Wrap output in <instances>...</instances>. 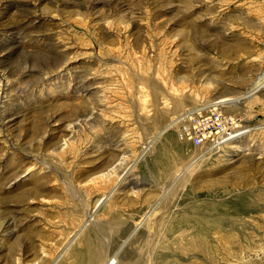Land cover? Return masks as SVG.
<instances>
[{"label": "rangeland", "instance_id": "obj_1", "mask_svg": "<svg viewBox=\"0 0 264 264\" xmlns=\"http://www.w3.org/2000/svg\"><path fill=\"white\" fill-rule=\"evenodd\" d=\"M262 81L264 0H0V264H264Z\"/></svg>", "mask_w": 264, "mask_h": 264}, {"label": "built area", "instance_id": "obj_2", "mask_svg": "<svg viewBox=\"0 0 264 264\" xmlns=\"http://www.w3.org/2000/svg\"><path fill=\"white\" fill-rule=\"evenodd\" d=\"M192 122L179 135L186 141L196 146H209L212 148H221L226 142L231 140L234 119L220 112L215 108L208 114L190 117ZM234 139V138H232Z\"/></svg>", "mask_w": 264, "mask_h": 264}, {"label": "bare ground", "instance_id": "obj_3", "mask_svg": "<svg viewBox=\"0 0 264 264\" xmlns=\"http://www.w3.org/2000/svg\"><path fill=\"white\" fill-rule=\"evenodd\" d=\"M262 84H264V81H262V83L259 85V86H261ZM255 89H256V87H255ZM259 91V90H258ZM253 93V92H252ZM251 93V94H252ZM250 94V95H251ZM249 95V94H248ZM247 96V94L246 95H244V96H240V97H230V98H224V99H220L219 101H217V102H215V104H216V106H220V105H223V104H226V103H230V102H233V101H242V100H244V99H246V98H248V97H251V96ZM233 107V106H232ZM193 113H190V112H187V113H184V114H182L179 118H177L176 120H174V121H172L170 124H168L166 127H165V129H163L152 141H151V143H149L148 145H147V147H146V152L152 147V145L154 144V142H156L157 140H159V138L161 137V136H163L164 134H166L169 130H171L174 126H176L180 121H182V120H184V119H190V117H191V115H192ZM249 131H251V130H246V131H243V132H239V133H236V134H234V135H232V137H231V139L232 138H237V137H239V136H242L243 134H246L247 132H249ZM243 139V138H242ZM145 154V153H144ZM144 154H142L141 155V157L140 158H142L143 157V155ZM100 200V199H99ZM99 200H97V202H96V204L99 202Z\"/></svg>", "mask_w": 264, "mask_h": 264}]
</instances>
